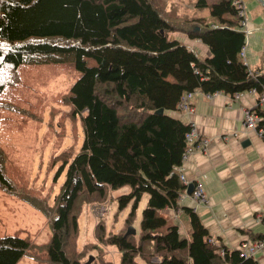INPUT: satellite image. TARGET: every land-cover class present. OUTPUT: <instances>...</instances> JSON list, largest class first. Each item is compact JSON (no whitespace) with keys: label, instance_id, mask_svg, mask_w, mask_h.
<instances>
[{"label":"trees","instance_id":"trees-1","mask_svg":"<svg viewBox=\"0 0 264 264\" xmlns=\"http://www.w3.org/2000/svg\"><path fill=\"white\" fill-rule=\"evenodd\" d=\"M184 1L192 14L180 8ZM232 2L0 0V110L16 109L5 91L18 84L19 66L54 64L76 73L56 95L82 131L76 152L51 158L53 181L63 175L52 204L9 176L0 148V188L44 213L51 232L41 245L27 234L0 235V264H16L32 248L42 251L45 264H84L92 250L98 262L89 264H113L101 245L116 248L117 264H259L212 236L191 206H178L186 190L179 168L190 123L173 113L183 94L233 96L253 89L256 105L249 111L257 113L256 129L264 137V52L261 66L250 70L240 55L247 33ZM172 32L205 44L210 55L200 58L170 38ZM123 186L127 190L113 200L117 213L128 207L124 227L107 229L100 216L93 240L79 245V217L87 204L103 203ZM144 195L138 229L125 234ZM166 208H180L188 235L177 223L166 225L160 217Z\"/></svg>","mask_w":264,"mask_h":264},{"label":"rangeland","instance_id":"rangeland-1","mask_svg":"<svg viewBox=\"0 0 264 264\" xmlns=\"http://www.w3.org/2000/svg\"><path fill=\"white\" fill-rule=\"evenodd\" d=\"M244 2L247 4V7L245 5L247 17V9L254 11V7L260 5L259 0H244ZM180 8L189 14L193 12L191 4L187 1H184ZM250 20L258 25L257 27H262L264 9L259 14L251 15ZM256 33L255 29L247 33L246 45L249 42L248 38ZM181 36L180 33L177 35L178 38ZM169 37L173 38V35L170 34ZM18 76V84L5 91V98L16 109L0 110V148L4 152L3 163L9 176L14 178L17 184L21 183L24 191L45 196L48 204H52L63 175H60L56 182L53 181L56 166L50 165L51 158L67 149L76 152L82 138L79 120L70 118L69 106L63 105L56 95L67 90L76 73L69 68H61L54 64L21 65L18 67ZM126 190L125 186L111 190L108 199L103 203L87 204L79 217V244L93 240L92 227L100 216H103L107 229L111 228L115 232L124 227V215L128 207L117 213L116 201L113 199L118 193ZM144 204L143 198L132 223L135 230L138 228ZM160 217L164 215L161 213ZM47 219L44 213L17 195L0 188V235L27 234L31 242L37 245L44 244L51 235ZM164 221L166 225L175 224L179 222V216L176 220L165 216ZM183 224L186 225L184 220ZM101 247L105 258L117 264L119 253L116 248L112 245H101ZM90 255L98 262L95 259L98 256L97 250L89 252L85 261ZM34 256H38V259ZM43 256L41 250L32 248L16 264H35V261L36 264H45Z\"/></svg>","mask_w":264,"mask_h":264},{"label":"crops","instance_id":"crops-1","mask_svg":"<svg viewBox=\"0 0 264 264\" xmlns=\"http://www.w3.org/2000/svg\"><path fill=\"white\" fill-rule=\"evenodd\" d=\"M260 5L254 7V11L247 9L246 29L257 31L248 38L244 48L243 59L250 70L261 66L263 61L264 24L257 27L250 20L251 15L263 11L264 6ZM179 33L182 34L180 38L177 37ZM170 34L200 58L210 55L205 44L189 39L185 33ZM256 97L251 92L234 97L222 92L204 94L195 91L188 100L192 112L173 113L184 123L191 122L196 127L198 137L191 143L196 147L182 160L180 169L187 180L201 184L207 198V203L198 202L185 191L178 206H191L210 234L230 248L264 237V223L257 219V213L264 209V137L243 124L244 112L256 105ZM143 198L145 200V195ZM179 209L176 212L166 208L161 213L173 220L179 216V232L185 236L188 235L187 220ZM254 257L259 264H264V248Z\"/></svg>","mask_w":264,"mask_h":264},{"label":"built area","instance_id":"built-area-1","mask_svg":"<svg viewBox=\"0 0 264 264\" xmlns=\"http://www.w3.org/2000/svg\"><path fill=\"white\" fill-rule=\"evenodd\" d=\"M237 8H238V13L242 16V19L240 21V24L242 25V27L244 29H246V10H245V4L243 3L242 0H233L232 2ZM246 33H249L248 32V29L245 30ZM240 55L242 57H244V48H242L241 52H240ZM248 92H251V93H255V91L252 89ZM192 93L190 92H187L185 94H183L180 98V101L178 102V105L177 107L183 111V112H186V113H190L192 112V105L189 103V98L191 97ZM234 97H238L239 94H235L233 95ZM260 100L261 102L264 100V95L262 94L260 96ZM257 121H258V115L257 113L253 112V111H249V110H246L244 112V118H243V124L245 126H248V127H251L253 128L254 130H256V132H258V134L260 135L261 134V129H256V124H257ZM187 137V146H186V149H185V152L183 154V159L189 155L196 147V145L194 144H191L192 141L198 137L197 135V131H196V127L194 126L193 123L190 122V131L189 133L186 135ZM199 140V139H198ZM205 144V142H204ZM204 144L203 147H204ZM202 145H198V146H202ZM204 151H205V147H204ZM179 179L180 181L185 185L187 186V184L189 182L193 183V190L192 192L190 193V196L197 200L198 202H203V203H207V198L204 194V191H203V188L201 186V184L198 182V181H190V180H187L183 174V172L181 171V169L179 168ZM257 219L262 221L264 223V209L261 210L260 212L257 213ZM240 248H241V254L245 257H249V256H252L254 257L255 256V253L258 251V250H261L264 248V238H258V239H255V240H252L250 242H243L241 243L240 245Z\"/></svg>","mask_w":264,"mask_h":264},{"label":"water","instance_id":"water-1","mask_svg":"<svg viewBox=\"0 0 264 264\" xmlns=\"http://www.w3.org/2000/svg\"><path fill=\"white\" fill-rule=\"evenodd\" d=\"M259 2L264 6V0H259ZM156 111L161 113L162 112V108H159ZM192 190H193V183L189 182L187 184V186H186V190L185 191H186L187 194H190L192 192ZM135 232H136L135 228L132 225H130L126 229L125 234H133ZM92 260H93V256L90 255L88 257L87 261L84 264H89Z\"/></svg>","mask_w":264,"mask_h":264}]
</instances>
